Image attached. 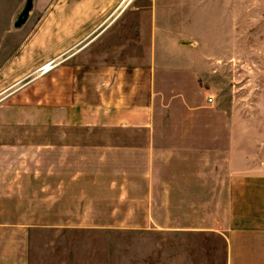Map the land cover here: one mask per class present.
<instances>
[{"label": "crops", "instance_id": "crops-1", "mask_svg": "<svg viewBox=\"0 0 264 264\" xmlns=\"http://www.w3.org/2000/svg\"><path fill=\"white\" fill-rule=\"evenodd\" d=\"M132 1L108 18V0H35L45 16L13 53L3 26L0 264H75V233L124 229L220 234L226 264H264V187L234 147L162 140L158 38L153 20L128 32Z\"/></svg>", "mask_w": 264, "mask_h": 264}, {"label": "rangeland", "instance_id": "rangeland-1", "mask_svg": "<svg viewBox=\"0 0 264 264\" xmlns=\"http://www.w3.org/2000/svg\"><path fill=\"white\" fill-rule=\"evenodd\" d=\"M108 1L112 3L103 15L110 18L126 0ZM25 4L26 0H0V33L9 23L12 53L46 13L35 8L34 0L27 21L16 27ZM125 6L133 11L129 33L138 37L149 30L143 23L153 20L158 38L162 140L234 147L236 172H250L251 190L264 187L253 182L264 180V0H133ZM151 7L152 14L147 12ZM48 74L38 69L31 78ZM183 130L193 135L179 136ZM218 187L222 210L226 185ZM203 189L206 208L210 186L204 183ZM74 235L75 264H179L172 258L179 246L186 254L180 264H226L220 234L124 229Z\"/></svg>", "mask_w": 264, "mask_h": 264}, {"label": "water", "instance_id": "water-1", "mask_svg": "<svg viewBox=\"0 0 264 264\" xmlns=\"http://www.w3.org/2000/svg\"><path fill=\"white\" fill-rule=\"evenodd\" d=\"M33 8V0H26V4L15 22L16 27H21L28 19V16Z\"/></svg>", "mask_w": 264, "mask_h": 264}, {"label": "built area", "instance_id": "built-area-1", "mask_svg": "<svg viewBox=\"0 0 264 264\" xmlns=\"http://www.w3.org/2000/svg\"><path fill=\"white\" fill-rule=\"evenodd\" d=\"M57 63L56 60H50L48 62H46L45 64H43L40 68L39 71L41 72V74H46L49 73L51 70H53L56 67ZM209 102L213 101V98L210 97Z\"/></svg>", "mask_w": 264, "mask_h": 264}]
</instances>
